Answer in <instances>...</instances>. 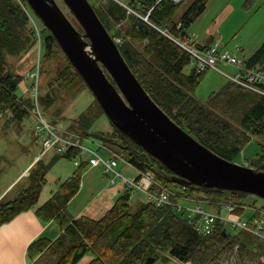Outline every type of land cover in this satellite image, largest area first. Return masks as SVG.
Returning <instances> with one entry per match:
<instances>
[{
    "label": "trees",
    "instance_id": "16d2710c",
    "mask_svg": "<svg viewBox=\"0 0 264 264\" xmlns=\"http://www.w3.org/2000/svg\"><path fill=\"white\" fill-rule=\"evenodd\" d=\"M207 1L194 0L176 17L182 1L131 0V8L142 16L147 15V21L127 12L115 0H108L102 7L91 5L106 29L113 28L111 36L120 37L118 48L142 87L173 121L202 145L230 161L248 141H257L259 152L252 163L256 166L264 162V96L228 80L206 101L199 100L193 91L205 69L199 71L193 65L190 72L185 73L184 68L191 62L189 54L156 28L166 27L173 34H187L190 23L202 12ZM29 16L27 9L23 10L16 0L14 3L0 0V113L10 111L12 118H21L26 107L16 95L20 76L11 67L8 55H19L36 40L40 42L41 37L45 57L53 54L55 47L60 48L46 27L47 32L37 30L33 37V31L27 27ZM123 21L125 25L118 27L117 23ZM76 27L81 31L78 24ZM244 60L248 66L264 69V40ZM67 62L56 78L57 86L75 79L83 82L69 60ZM41 100L49 106L54 93L42 95ZM97 108L101 110L98 104ZM98 114L93 107H87L74 119L71 127L87 136V130ZM111 126L108 134L99 132L100 144L112 150L106 146L107 142L124 151L127 161L138 171L132 179L139 180L144 172L152 173L151 192L165 188L170 192L171 202L157 206L153 201H145L131 211L130 193L138 189H131L124 183V192L100 217L73 216L68 210V202L78 192L82 169L89 164L81 161L51 196L39 204L45 176L58 157L53 155L47 162L39 158L29 172V184L15 198L0 202V225L22 211L33 209L42 220L54 221L60 228L54 239L38 236L28 244L26 257L30 264H75L86 253L93 255L89 264H154L158 260L168 261L170 257L185 264H219V259L222 260L235 246L238 262L244 263L248 257L256 264H264L261 259H264V245L260 252L251 250L250 235L245 230L234 229V233H229L224 222L217 221L211 233L202 234L196 229L194 216H188L185 208H178L179 200L201 198L193 195L195 191L210 195L218 204L209 203L210 200L205 203L218 206L230 203V196L235 203L242 202L248 194L185 186L165 179L152 171L149 159L138 151L141 150L139 146ZM98 149L108 154L102 147ZM77 153V148H69L59 156L73 159ZM152 161L163 168L155 159ZM116 179L114 177L112 182ZM241 211L235 210L237 214ZM254 216L262 217L258 213Z\"/></svg>",
    "mask_w": 264,
    "mask_h": 264
},
{
    "label": "rangeland",
    "instance_id": "374dc122",
    "mask_svg": "<svg viewBox=\"0 0 264 264\" xmlns=\"http://www.w3.org/2000/svg\"><path fill=\"white\" fill-rule=\"evenodd\" d=\"M16 1L21 5L23 10L27 9L30 13L31 17L29 16L27 27L33 31V37H36L37 30L47 32L44 24L30 8L28 3L22 0ZM56 1L76 26L77 22L63 4L62 0ZM88 1L94 6H99L100 4V7L108 3V0ZM193 1L194 0L182 1L176 13V17H178ZM12 2L14 3V0H12ZM121 25H125L124 21L119 24L117 23L118 27ZM186 31L187 33L194 34L196 40L200 42H203L208 37L219 40L220 48L230 52H234V46L238 45L242 49L241 53L238 54L242 59H246L264 40V0H208L202 12L190 23ZM108 32L112 35L114 32L113 28ZM44 51L43 39L41 37L40 42L36 40L31 47L22 50L19 55H8L11 67L20 76L15 92L16 95L24 101L26 112L21 118H12V112L10 111L0 113V153H4V157L0 159V202L15 198L20 190L29 184V172L32 171L34 166V163L30 164V162L33 160L35 154L45 162L53 155L58 157L52 163L51 168L45 176L46 181L39 196V200L42 201V203L51 196V193L56 190L61 181L77 169V167L73 165L72 159L60 157L59 155L61 153L57 151L55 147H46V141H48L49 137H52V134L44 126L43 121L49 124L54 133H58L61 136L72 137L63 132L67 128L79 134L82 138H85L82 141L83 144L92 150H96L98 144L101 143V139L98 136L99 132L108 134L112 130L109 119L102 109L99 110L97 108L98 103L94 95L81 80L75 79L70 83L65 82L64 86H57L56 78L59 77L60 71L65 69L68 64V59L61 48L57 49V47H55V52L47 57L43 55ZM217 66L225 72H232L230 66L223 64H218ZM192 67L193 64L190 62L184 68V72L189 73ZM36 72L38 73V106L43 121L38 115L33 98L34 81L30 75L36 74ZM75 81L78 82L74 83ZM227 81V78L217 70L207 68L202 74L200 82L195 87L193 93L199 100L206 101L212 92L218 91ZM46 93H50L51 95L54 93V100L49 106H45L41 100V96H44ZM87 107H93L99 114L88 128V135L86 136L80 130L73 129L71 124ZM37 126L44 127V130L39 131L38 135L35 134ZM75 138L79 140L77 137ZM105 144L115 153H118L116 157L118 164L115 168L119 170L123 176L112 182V172L104 174L103 165L101 163L93 165L92 167L87 166L83 168L81 173V186L82 177L87 171L86 174L92 179L89 181L86 180L82 190L81 187L79 188L81 192H79V196L72 204V206H79L80 201L81 203H85L87 200H90L92 202L90 207L96 205L95 209L97 212L91 213L87 211V214L94 218L100 217L117 197L124 192L126 189L124 178L132 179L138 175L137 169L127 161L126 155L122 149L107 142ZM99 152L104 157H107V154L102 150H99ZM258 152L259 145L257 141L252 139L246 143L242 150L236 154L231 161L240 165L252 166L253 160ZM37 160L38 159L35 158V162ZM21 171H24V176L21 175L16 178ZM130 194V210L135 211L140 204L146 201V195L139 190L135 192L131 191ZM193 195L201 197L199 199L204 202L199 203L205 210L217 211L219 209L220 214L224 218H228L229 212L224 206L229 203L220 206L207 204L205 203L206 200H210L208 201L209 203H217V200L210 197V195L204 194L202 191H195ZM231 197L232 196H230L229 201L234 202ZM243 199L244 202L250 206H247L239 214L233 213L234 215H238L239 218L245 221L251 219L255 215V209L251 207L254 202L256 206L261 205L262 213L260 214L264 218V199L252 195H246ZM178 203L183 207H193L197 204V202L194 201L188 202L183 200H179ZM224 226L227 232H235L229 221H224ZM245 231L250 235V249L260 252L261 248L262 251L264 239L256 233L248 230ZM236 248L237 246L229 253H225V257L222 260L219 259L218 263L256 264V261L248 257L245 259L244 263L238 262L235 255ZM164 254L168 255L167 252H164ZM84 259L85 258H82L80 261L78 260L79 262L77 261L75 264L84 262ZM261 259L264 260L263 257ZM154 264L185 263L170 257L168 261L158 260Z\"/></svg>",
    "mask_w": 264,
    "mask_h": 264
},
{
    "label": "water",
    "instance_id": "95a60500",
    "mask_svg": "<svg viewBox=\"0 0 264 264\" xmlns=\"http://www.w3.org/2000/svg\"><path fill=\"white\" fill-rule=\"evenodd\" d=\"M25 1L111 124L141 148L153 172L185 186L264 199V163L246 166L227 160L173 121L142 87L88 0H62L81 31L56 0Z\"/></svg>",
    "mask_w": 264,
    "mask_h": 264
},
{
    "label": "built area",
    "instance_id": "2783aa9c",
    "mask_svg": "<svg viewBox=\"0 0 264 264\" xmlns=\"http://www.w3.org/2000/svg\"><path fill=\"white\" fill-rule=\"evenodd\" d=\"M120 5H122L127 12H131L139 15L144 20L147 21V15L142 16L136 12V10L131 8V0H115ZM174 2H180L184 0H172ZM156 27L155 25H153ZM180 25L177 23L176 27L178 28ZM161 33L172 39L176 44H178L183 50H185L191 59L192 64L197 68V70H204L207 68H213L224 75L227 80L232 81L246 89L254 91L262 96H264V69H261L258 66H248L245 63V60L240 57L238 53H241L242 49L240 46H234V52H230L226 49H222L219 46V40H215L207 45H200L196 40L195 36L192 33H187L182 35V33L173 34L169 31L168 28H159L156 27ZM38 35V34H37ZM113 37V36H112ZM114 41L118 44L120 42V37H113ZM39 39V37H38ZM223 64L226 66H230L233 69V72H225L221 70L217 65ZM38 73L31 74L30 77L33 79V98L34 103L38 111V115L42 120L40 114V108L38 106ZM43 121V120H42ZM44 126L48 129V131L52 134V137H49L48 141H46V147L51 148L55 147L57 151L60 153L66 152L69 148H77L78 153L72 159L73 165L78 166L81 161H86L89 165H97L101 163L103 165V173L107 174L108 172H112L113 176L116 178L122 177V173L117 170L115 167L118 164L116 159L117 154L112 150L102 146V144H98V147H102L105 151L108 152L107 157L105 158L98 150H92L86 147L83 144V140L79 134L65 129L63 132L71 135L72 137L61 136L58 133H54L49 124L43 121ZM59 129V128H58ZM43 126H37L35 129V134H39V131H43ZM77 137L79 140H77ZM112 178V181L114 179ZM153 174L150 172L141 173L139 180L124 178V183L131 187V189H138L143 191L146 195V201L154 202L155 205H162L165 203H170L169 199L170 192L162 188L158 190L156 193L151 192L150 184L153 181ZM186 200V199H185ZM188 202H197V204L193 207H183L181 205L178 208H185L188 212V216L193 217L195 220V226L199 233L209 234L213 231L215 224L217 221H229L230 225L233 229H243L248 230L253 233H256L261 238L264 239V222L262 217H252L251 219L245 221L239 218L235 212L237 209H245L249 204H246L244 200L242 202L237 203H227L228 205L224 206L229 212L228 218H224L219 209L217 211H208L205 210L199 202H204L203 200L189 197L187 198ZM251 207L255 209V213H262L261 205L256 206L254 202ZM234 213V214H233ZM261 215V214H260Z\"/></svg>",
    "mask_w": 264,
    "mask_h": 264
},
{
    "label": "crops",
    "instance_id": "0c3cea01",
    "mask_svg": "<svg viewBox=\"0 0 264 264\" xmlns=\"http://www.w3.org/2000/svg\"><path fill=\"white\" fill-rule=\"evenodd\" d=\"M213 41H215L214 38L211 39L210 37H208L203 42L198 41V43L200 45H207ZM3 154L4 153L2 152L0 153V159L4 157ZM35 158L39 159V156H36L35 154L30 164L35 163ZM86 173L82 177V186L80 183L81 190L86 183V180L89 181L90 179H92L91 177H88ZM21 175L24 176V171H21L20 174L16 176V178ZM79 192H81L80 189L78 190L76 195L68 202L69 212L73 216H78L81 214L88 215L87 211L91 213L97 212V210L95 209L96 205L90 207V204L92 203L90 200H87L85 203H81L80 201L79 206H72L74 200L79 196ZM38 203L41 204L42 201L38 200ZM59 232L60 228L54 221L42 220L34 213L33 209L20 212L9 222L0 225V264H30L29 260L26 257V249L28 244L38 236H46L50 239H54L55 237H57ZM82 258H85L84 262L77 264H89L93 259V255L91 253H86L81 257V259Z\"/></svg>",
    "mask_w": 264,
    "mask_h": 264
}]
</instances>
